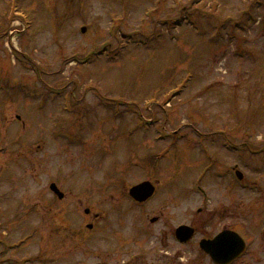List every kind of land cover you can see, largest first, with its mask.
Masks as SVG:
<instances>
[{"label": "rangeland", "instance_id": "rangeland-1", "mask_svg": "<svg viewBox=\"0 0 264 264\" xmlns=\"http://www.w3.org/2000/svg\"><path fill=\"white\" fill-rule=\"evenodd\" d=\"M5 9L23 19L0 23V264H216L200 240L224 229L246 242L230 264H264V0Z\"/></svg>", "mask_w": 264, "mask_h": 264}, {"label": "water", "instance_id": "water-1", "mask_svg": "<svg viewBox=\"0 0 264 264\" xmlns=\"http://www.w3.org/2000/svg\"><path fill=\"white\" fill-rule=\"evenodd\" d=\"M82 30L85 32L86 27H83ZM236 173L238 178H243V173L241 171L237 170ZM51 189L59 196V198L64 197V193L55 183L51 184ZM154 192L155 185L151 181H144L133 186L130 190V194L140 202L147 200L154 194ZM85 211L88 213L90 212V209L87 208ZM89 227L92 228L93 225L90 224ZM194 232L195 230L192 227L183 225L179 228V238L183 241H188L194 235ZM200 246L211 255L215 262L219 264H227L243 253L246 248V242L237 231L225 229L218 233L213 239L203 238L200 242Z\"/></svg>", "mask_w": 264, "mask_h": 264}, {"label": "flooded vegetation", "instance_id": "flooded-vegetation-1", "mask_svg": "<svg viewBox=\"0 0 264 264\" xmlns=\"http://www.w3.org/2000/svg\"><path fill=\"white\" fill-rule=\"evenodd\" d=\"M21 8V7H20ZM53 9H55L54 7H52ZM2 9H4V7L2 8ZM17 9H18V7H17ZM8 10V9H7ZM16 11H13L12 12V16H10V17H8V16H4V17H2V18H0V23H5V24H8V25H10L14 20H16V19H23L22 17H20L19 15H20V12H18V13H15ZM4 13H10L9 12V10L8 11H6V9H5V11H4ZM14 14H17L16 16L14 15ZM3 29H0V35L3 33ZM145 181V180H144ZM155 184V183H154ZM157 190V189H156ZM57 196V195H56ZM58 197V196H57ZM152 198V197H151ZM151 198H148V200H150ZM58 199L59 200H63L64 199V197L63 198H59L58 197ZM148 200H146L145 202H147ZM145 202H142V203H145ZM92 214V216H93V219H94V221H101L102 219H103V217L105 216L103 213H100V212H94V211H92L91 210V212L89 213V214H87V216H90ZM153 219H155V220H153ZM161 220V216L160 215H157V216H154V217H152L151 218V223H157L158 221H160ZM90 223H88L87 224V226L89 225ZM93 224V223H92ZM183 225H186V224H179L177 227H173V230H172V236H173V238L176 240V241H178V242H180V243H185V242H188L189 240H191L194 236H195V233H196V227L194 226V225H188V226H190V227H192L194 230H195V232H194V235L188 240V241H183V240H181L180 238H179V228L181 227V226H183ZM93 226H94V224H93ZM204 238H206V237H204ZM213 238V237H212ZM212 238H206V239H212ZM203 239V238H202ZM200 242H201V240H200ZM8 245V244H7ZM19 244H13L12 243V245L10 244V245H8L9 247L10 246H12L11 248H15V247H17ZM205 251V250H204ZM205 253L206 254H208L209 256H210V258H211V260L213 261V259H212V257H211V255L208 253V252H206L205 251ZM166 258V257H165ZM21 262V261H20ZM9 263V262H8ZM215 263V262H214ZM9 264H15V263H9ZM217 264V263H216Z\"/></svg>", "mask_w": 264, "mask_h": 264}]
</instances>
